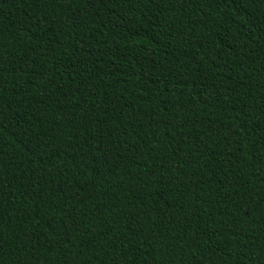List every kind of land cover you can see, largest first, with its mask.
I'll return each instance as SVG.
<instances>
[{
	"label": "trees",
	"instance_id": "obj_1",
	"mask_svg": "<svg viewBox=\"0 0 264 264\" xmlns=\"http://www.w3.org/2000/svg\"><path fill=\"white\" fill-rule=\"evenodd\" d=\"M0 264H264V0H0Z\"/></svg>",
	"mask_w": 264,
	"mask_h": 264
},
{
	"label": "snow or ice",
	"instance_id": "obj_2",
	"mask_svg": "<svg viewBox=\"0 0 264 264\" xmlns=\"http://www.w3.org/2000/svg\"><path fill=\"white\" fill-rule=\"evenodd\" d=\"M229 0H224V3H228ZM231 3H236V0H231Z\"/></svg>",
	"mask_w": 264,
	"mask_h": 264
}]
</instances>
